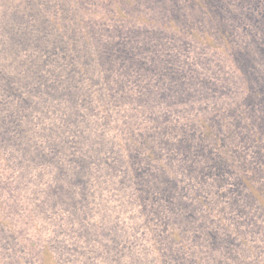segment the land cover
Segmentation results:
<instances>
[{
	"label": "trees",
	"instance_id": "obj_1",
	"mask_svg": "<svg viewBox=\"0 0 264 264\" xmlns=\"http://www.w3.org/2000/svg\"><path fill=\"white\" fill-rule=\"evenodd\" d=\"M22 1L0 264H264V0Z\"/></svg>",
	"mask_w": 264,
	"mask_h": 264
},
{
	"label": "rangeland",
	"instance_id": "obj_2",
	"mask_svg": "<svg viewBox=\"0 0 264 264\" xmlns=\"http://www.w3.org/2000/svg\"><path fill=\"white\" fill-rule=\"evenodd\" d=\"M22 3L26 5V2H25L24 0L22 1ZM27 3H28V4H27L28 6H31V7L34 6V8H36V9L38 8L35 0H28ZM89 3H90V7H91V6L94 7V8L91 7V11L96 10V9L99 7V5H98V4H99V3H98V0H89L87 4H89ZM40 5H41V6L44 5V1H43V0L40 2ZM67 14H68L69 16H72V14H73L72 8L67 9ZM41 20H42V19H41ZM0 21L2 22L3 27H9V28H10V31H11V33H10V35H11L10 37H11V38H6V39H5V37H4V39L1 40V42H3V44H9V43H12V42H14L15 40H17V39H18V32H17V29L20 30L22 24L18 21V19H17V17H16V14H15V13H11V14L8 15V17H6V16L0 14ZM42 22H43V21H42ZM44 23H45L46 25H48L49 28H51V29L53 28V23H51V22H49V21H46V22H44ZM40 24H41V23H40ZM18 25H19V26H18ZM41 25H42V24H41ZM43 26H44V25H43ZM228 188H229V186H226V187H224V189L222 188L221 190H222V191H223V190L226 191ZM227 201H228V200H224L223 202H225L226 205H227ZM223 202H222V203H223ZM154 226L157 227L158 229H161L162 226H163V224L157 220V221H155V225H154ZM203 255L205 256L206 254L204 253Z\"/></svg>",
	"mask_w": 264,
	"mask_h": 264
}]
</instances>
